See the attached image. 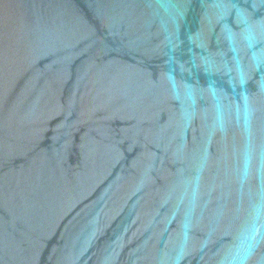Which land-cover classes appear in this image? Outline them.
<instances>
[{
  "label": "water",
  "instance_id": "water-1",
  "mask_svg": "<svg viewBox=\"0 0 264 264\" xmlns=\"http://www.w3.org/2000/svg\"><path fill=\"white\" fill-rule=\"evenodd\" d=\"M0 264H264V0H0Z\"/></svg>",
  "mask_w": 264,
  "mask_h": 264
}]
</instances>
